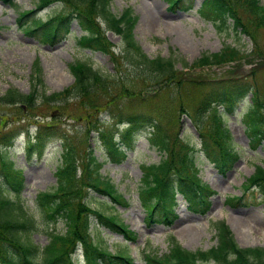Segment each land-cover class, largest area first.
<instances>
[{"label": "rangeland", "instance_id": "rangeland-1", "mask_svg": "<svg viewBox=\"0 0 264 264\" xmlns=\"http://www.w3.org/2000/svg\"><path fill=\"white\" fill-rule=\"evenodd\" d=\"M203 2L204 0H183L181 7L171 9L170 0H111V10L116 15L128 8L133 10L138 18L134 31L135 40L149 58H173L178 71L189 74L185 77L184 84L178 88L177 85L170 86L171 82L162 81L155 85L153 83L156 80L138 75L124 59L113 60L111 54L82 48L78 42L86 32L77 21H73L69 34L59 43L46 42L43 30H39V33L28 31L33 26L34 19L47 21L55 15H68L70 11L66 10L64 4L54 3L20 23V15L35 10L38 0H14L13 6L0 0L1 95L11 89L29 94L35 64H39L41 68V78L48 94L58 93L74 84L70 66L76 62L88 63L102 75L116 78V82L110 80L115 82L114 85L98 87L85 98L86 101L84 99L79 103V98H72L66 108L58 104L55 110L48 105L25 114L16 106L0 110V146L12 145L8 154L24 179L22 201L28 213L38 223L32 239L39 247L44 248L50 243V228L59 234L67 229L63 221L50 225L43 209L36 202L40 193L57 187V170L62 164L60 138L64 134L74 145L80 166L88 164V155L93 153L98 162L103 164L100 171L102 176L109 178L118 192L129 201L128 206H112L108 197L94 192L87 196L92 209L119 216L137 235L135 242H128L118 234L98 228L96 217L90 215L93 237L96 241L102 238L104 246L110 252L124 250L131 255L132 264H146L145 254L152 252L163 256L169 253L171 237L187 250L207 251L217 245L216 232L212 227L216 221L226 222L239 246V241L247 243L241 244L242 248L264 249V202L256 190L245 191L243 188V184L255 172L256 166L264 167V28L254 29L243 19L249 34L242 30L236 31L231 21H228L227 27L219 29L216 24L202 17L200 11ZM260 3L264 7V0H260ZM149 17L152 21L150 25L147 24ZM102 30H105L103 24ZM105 36L111 50L120 57L123 50L122 39L111 31H106ZM226 46L241 51L238 61L220 66L196 67L203 55L219 53ZM255 68L257 70L252 73ZM191 80H201L202 85H193ZM241 89L245 93L238 96L236 93ZM210 95L231 96L235 101L231 114L226 112L225 107L215 106L224 116L232 146L240 155L226 174L217 169L203 147L201 133H210V123L206 121L204 131H201L189 117L179 112L180 105L183 104L185 110L194 113L200 101L209 99ZM93 101L98 104L96 109L91 104ZM209 101L211 102L210 99ZM209 114L212 115L211 112ZM140 115L148 118L153 116L151 120H158L172 137L189 142L195 147L194 157L200 168V177L217 193L212 198L211 209L206 215L191 212L187 201L178 194L171 225L147 221L146 210L138 195L143 176L142 166L158 164L164 155L150 143L152 124H146L134 135L132 149L123 146L127 159L121 163L110 161L104 144L96 133V129H112L120 133L125 124L117 129L118 122L127 123L129 116ZM260 117V126H255L260 132V139L256 140L250 132L255 129V120ZM52 122L57 125L55 131L49 126L42 130V142L45 144L43 155H39L38 151L32 154L27 152L29 137L32 143H39L38 123ZM208 143L212 142L208 140ZM7 196L15 198L11 192ZM233 196L243 199L240 203L228 204L227 198ZM186 227H190L192 231L182 233V229ZM70 248H77L73 256L74 264H88L84 256L85 250L80 244Z\"/></svg>", "mask_w": 264, "mask_h": 264}, {"label": "trees", "instance_id": "trees-1", "mask_svg": "<svg viewBox=\"0 0 264 264\" xmlns=\"http://www.w3.org/2000/svg\"><path fill=\"white\" fill-rule=\"evenodd\" d=\"M3 2L6 5H14V0H3ZM57 2L64 4L70 13L52 16L47 21L34 19L33 26L28 31L37 33L43 30L46 42L59 43L69 34L73 21H77L86 32V35L78 42L82 48L111 54L113 60L124 59L137 71L138 75L156 80L153 83L155 85L163 81L171 82L170 86L177 85L179 88L184 84L185 77L189 74L178 71L173 58H149L135 40L134 31L138 18L133 10L128 8L122 14L116 15L111 10V0H38L36 10L20 15V23L30 15L35 16L37 11ZM170 2L171 9L183 5V0H170ZM200 12L204 19L213 22L219 29H224L228 21H231L236 31L242 30L249 34L247 27L243 24L245 23L243 19H246L254 29L264 28V7L260 0H204ZM102 24L105 27L104 31ZM106 31H111L122 39L121 58L111 50L110 43L105 36ZM240 55L239 49L226 46L219 53L203 55L196 67L233 63L240 59ZM256 70L257 68L252 73ZM70 71L74 76V84L58 93L48 94L41 78V68L39 64H35L31 77L33 80L31 92L24 94L11 89L4 95L0 94V110L4 107L16 106L25 114L48 105L55 110L58 104L66 108L72 98H79L80 103L81 100L94 93L98 87H108L116 82L115 76L113 78L104 76L85 62L71 64ZM110 80L115 82H110ZM191 82L196 86L202 85L201 80H191ZM244 93V89H241L236 94L240 96ZM209 99L201 100L194 113L185 110L183 104L180 105L179 112L187 115L201 131H204L206 121L210 123L208 128L210 133H201L204 139L203 147L217 169L225 174L233 168L240 155L232 146L231 134L225 127L224 116L215 106L225 107L226 112L231 114L234 111L235 101L231 96L226 95H210ZM91 104L95 105V109L98 107L96 101ZM210 112L212 115L209 114ZM152 118L153 116L148 118L144 115L129 116L128 127L122 132L118 133L112 129H107V131L96 129V133L100 136L111 161L121 163L127 159L123 146L132 149L134 135L143 126L151 123L150 143L164 155L158 164L142 166L143 176L138 187V195L147 212V221L171 225L175 217V198L178 194H181L187 201L191 212L206 215L212 206V198L217 193L200 178V169L194 157V147L189 142L172 137L168 129L163 127L158 120L153 122ZM255 121V129L250 133L256 140H259L260 132L255 126H260L261 117ZM1 122L2 119H0ZM38 126L40 127L39 143H32L29 137L26 150L30 154L38 151L39 155H43L45 144L42 142V130L49 126L55 131L57 125L52 122L38 123ZM58 131L60 132V128ZM208 140L212 143H208ZM60 141L62 164L57 170V187L52 191L40 193L36 202L43 209L50 225L63 221L67 229L59 234L50 228L51 241L44 248L39 247L32 239V233L37 230L38 223L28 213L22 201L24 179L8 154V149L12 145L8 143L10 145H5L10 147L0 146L2 162L0 164V264H74L75 249L70 247L77 244L84 248V256L88 264H132V257L126 251L119 250L112 253L104 246L102 238L96 241L92 234L93 223L90 215L96 217L98 228L121 235L126 241L135 242L137 235L119 216L107 215L101 210L92 209L87 196L90 192H94L108 197L112 206H128L129 201L118 192L109 178L102 176L100 171L103 164L98 162L93 153L88 155V164L81 167L71 140L62 134ZM80 169L81 174H79ZM243 188L245 191L256 190L261 201L264 202V167L256 166L255 172L247 179ZM9 192L13 193L15 198L7 196ZM242 199L238 196L229 197L227 203L234 205L240 203ZM212 227L216 231V247L208 251L192 252L183 248L171 237L169 253L158 256L150 252L145 256L146 263L264 264V249L241 248L225 221H216Z\"/></svg>", "mask_w": 264, "mask_h": 264}, {"label": "bare ground", "instance_id": "bare-ground-1", "mask_svg": "<svg viewBox=\"0 0 264 264\" xmlns=\"http://www.w3.org/2000/svg\"><path fill=\"white\" fill-rule=\"evenodd\" d=\"M147 21H148V25H150V23L152 22L151 21V18L149 17L148 19H147ZM237 221H239V220H237ZM243 222H245V221H243ZM244 224V223H243ZM240 225H242V223H240ZM242 226H245V225H242ZM191 230V228L190 227H186V228H183L182 229V233H185V232H189ZM192 231V230H191ZM239 243H240V245L242 244V245H245V244H247L246 242L245 243H243L242 241H239Z\"/></svg>", "mask_w": 264, "mask_h": 264}]
</instances>
